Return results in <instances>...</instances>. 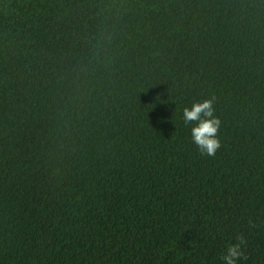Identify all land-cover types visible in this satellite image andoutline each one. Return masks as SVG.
Segmentation results:
<instances>
[{
	"label": "trees",
	"instance_id": "trees-1",
	"mask_svg": "<svg viewBox=\"0 0 264 264\" xmlns=\"http://www.w3.org/2000/svg\"><path fill=\"white\" fill-rule=\"evenodd\" d=\"M238 235L264 264V0H0V264H223Z\"/></svg>",
	"mask_w": 264,
	"mask_h": 264
},
{
	"label": "clouds",
	"instance_id": "clouds-1",
	"mask_svg": "<svg viewBox=\"0 0 264 264\" xmlns=\"http://www.w3.org/2000/svg\"><path fill=\"white\" fill-rule=\"evenodd\" d=\"M215 113L214 99L195 102L191 107H185L182 112L184 126L186 128L192 126V140L199 152L211 157H214L222 147L219 139L222 121ZM236 240L237 243L230 245L223 255V264H237L239 260L247 259L243 251L247 241L242 235H238Z\"/></svg>",
	"mask_w": 264,
	"mask_h": 264
}]
</instances>
